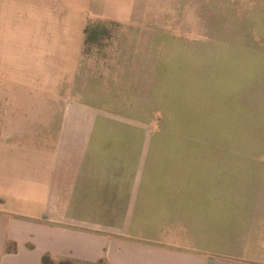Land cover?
Segmentation results:
<instances>
[{"label":"crops","instance_id":"1","mask_svg":"<svg viewBox=\"0 0 264 264\" xmlns=\"http://www.w3.org/2000/svg\"><path fill=\"white\" fill-rule=\"evenodd\" d=\"M151 5L0 0V264H264V210L231 217L223 141L182 127L186 52L106 47L90 62L71 30L144 29ZM213 55L187 59L206 73Z\"/></svg>","mask_w":264,"mask_h":264},{"label":"rangeland","instance_id":"2","mask_svg":"<svg viewBox=\"0 0 264 264\" xmlns=\"http://www.w3.org/2000/svg\"><path fill=\"white\" fill-rule=\"evenodd\" d=\"M151 4L144 29L88 17L80 26L71 23L75 33L83 28L81 36L90 29L83 57L93 62L94 53L100 54L97 50L132 46L160 50L166 59L178 49L190 60L202 52L217 58L222 51L244 53L243 73L252 80L234 97L239 115L226 126L225 149L212 151V159L225 162L231 217L237 210H264V0H151ZM165 32L174 39L164 37Z\"/></svg>","mask_w":264,"mask_h":264},{"label":"trees","instance_id":"3","mask_svg":"<svg viewBox=\"0 0 264 264\" xmlns=\"http://www.w3.org/2000/svg\"><path fill=\"white\" fill-rule=\"evenodd\" d=\"M89 28L85 30L88 36ZM220 58L214 57L213 63L208 67L207 72L197 66H193L190 60L184 57L181 60V108L182 127L187 128L191 137L203 139L209 142L224 141V135L214 133H196L226 127L231 120L237 118L239 111L234 97L245 90L249 84L243 73L244 53L222 51ZM243 54V55H242ZM172 78V76H171ZM171 89V98L173 96ZM178 88L176 87V90ZM43 264H90L77 263L71 260L54 261L51 257L45 256ZM98 264H106L100 262Z\"/></svg>","mask_w":264,"mask_h":264}]
</instances>
